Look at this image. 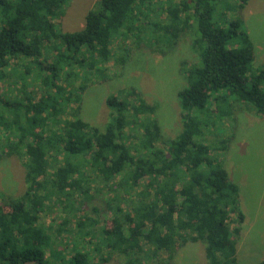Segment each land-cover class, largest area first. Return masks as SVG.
<instances>
[{
  "label": "trees",
  "instance_id": "trees-1",
  "mask_svg": "<svg viewBox=\"0 0 264 264\" xmlns=\"http://www.w3.org/2000/svg\"><path fill=\"white\" fill-rule=\"evenodd\" d=\"M71 1L0 0V80L16 60L29 62L24 75L31 65L45 72L38 99L23 90L26 101L10 102L0 88V161L19 157L26 186L18 196L0 193V264H163L188 242L204 245L207 264H239L240 189L212 152V139L236 108L264 116V65L253 66L242 18L224 27L215 14L222 0H168L166 17L155 24L153 0H98L82 29L63 32ZM249 1L238 0L236 9ZM193 17L201 62L182 64L176 137H165L157 106L135 89L107 97L112 119L103 128L77 117L94 77L106 78L114 42L122 43L124 64L131 38L153 50L172 47ZM147 29L150 41L142 37ZM106 192L105 210L88 209ZM53 210L66 214L46 224ZM72 222L84 242L73 239Z\"/></svg>",
  "mask_w": 264,
  "mask_h": 264
},
{
  "label": "rangeland",
  "instance_id": "rangeland-1",
  "mask_svg": "<svg viewBox=\"0 0 264 264\" xmlns=\"http://www.w3.org/2000/svg\"><path fill=\"white\" fill-rule=\"evenodd\" d=\"M97 1L72 0L61 21L62 31L74 32L82 29L86 14L96 7ZM180 1L188 2V0H171L173 3ZM167 2L168 0L151 2L149 8L151 22L157 24L166 17L164 10L168 7ZM237 3L238 0H222L219 4L217 1L216 19L221 26L226 27L232 19L242 18L254 44L253 66L262 67L264 65V0H250L242 11L236 9ZM193 19L190 29L182 33L172 47L164 44L160 50H153L148 46H140L135 38H131L128 41L131 50L124 64L119 58L121 53L125 52L120 53L119 49L117 53L122 43L114 42V57L108 62L104 71L106 78L100 81V77H94V82L89 84L81 97L77 117L98 128H103L112 119L107 97L120 90L135 89L148 103L157 106L156 118L165 137H176L183 127L178 98L179 91L186 85L182 64L201 62V49L193 45V37L195 38L198 31L197 21L194 17ZM147 30L149 33L146 36L147 32L143 33L142 37L150 41L151 29ZM27 64L29 62L25 59L16 60L6 69L7 76L0 80L1 93L5 100L14 102L20 98L26 101V94L30 92L35 99L41 96L40 92L43 89L41 76L45 72L39 74L36 66L31 65V73L24 75ZM79 83L80 81H76V84ZM77 105L76 102L70 105L66 116H72L70 113ZM251 110L236 108L234 115L219 122L222 135L212 139L215 143L212 152L222 160L230 179L238 184L240 189L239 201L245 219L241 224L240 236L237 237L239 264H257L264 259V116L256 115L255 111ZM210 114L212 115L213 111ZM223 139L226 141V150H223L225 146ZM215 145L221 151L214 149ZM25 187L23 161L17 156L4 157L0 161V193L18 196L24 192ZM107 198V192L99 194L87 205L88 209L98 205L105 210ZM65 214L64 211L53 210L44 217V222L50 224L51 220L57 217L61 222L60 218ZM233 219L235 217L231 220V226L235 227L237 222ZM69 227L73 231V239L84 242L73 222ZM163 264H207L204 245L201 242H188L178 248L173 259Z\"/></svg>",
  "mask_w": 264,
  "mask_h": 264
}]
</instances>
